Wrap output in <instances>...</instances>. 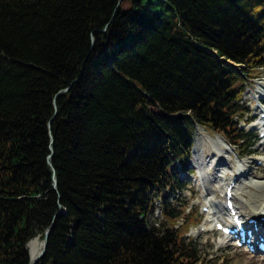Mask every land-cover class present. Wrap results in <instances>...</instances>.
<instances>
[{"label":"trees","instance_id":"trees-1","mask_svg":"<svg viewBox=\"0 0 264 264\" xmlns=\"http://www.w3.org/2000/svg\"><path fill=\"white\" fill-rule=\"evenodd\" d=\"M260 72L264 0H0V264H203L179 172L196 126L252 152Z\"/></svg>","mask_w":264,"mask_h":264},{"label":"rangeland","instance_id":"rangeland-1","mask_svg":"<svg viewBox=\"0 0 264 264\" xmlns=\"http://www.w3.org/2000/svg\"><path fill=\"white\" fill-rule=\"evenodd\" d=\"M261 75L260 79L254 80V81H248L247 82V88L246 91L243 94V97L241 99L242 103L244 102L245 107L249 110L248 117H253L254 119L258 118V111H256V107L258 106V91H259V84L264 83V74L260 73L256 76ZM261 94H264L263 92H260ZM250 126L245 125L243 122L239 124V128H242L245 132L248 131ZM200 129V128H197ZM204 133L208 134L211 139L215 140L217 139V136L215 133L200 129ZM196 133V131H195ZM194 133V136H195ZM255 134L254 138V145L252 147V151L254 152L251 156L245 157L243 159H238L236 156V153L233 151L232 148H230L229 153H221L218 155V158L224 159L226 163H228L231 166V169L227 172V177H231L233 173L236 175L237 168L240 165L245 164L243 166L244 169L247 171L250 170V179L264 182V168L256 165V161H258V157L264 156L263 153H255L258 151V146L261 141V139L258 137L259 131H253ZM220 137V136H219ZM209 138V139H210ZM194 141V137H193ZM214 143H211L213 146ZM222 144V142H220ZM202 145H204L202 143ZM194 146V142H193ZM192 146V150H193ZM219 148V146H218ZM244 149V148H243ZM260 150H264V147H260ZM200 157L207 156L210 154V148L208 146H203V149L199 152ZM193 166H196V163L194 161V155L192 151L191 156V162L189 164V167L192 169V173L188 177H184L182 174V180L184 183H186L187 191L184 192L182 195H180L178 200V207L181 208H191V213L188 216V221H193V227L190 228L187 235H190V239L193 240L197 245L198 249L200 250L201 257L205 259V264H242L245 260L244 258L248 257V255H244L240 250L234 249L233 247L230 248H222L219 247V238L218 233L214 232H206L201 233L199 231L201 226L206 225V216L202 213L201 208L205 204L204 196L205 193L202 189H199L195 185V180L197 178V170L193 168ZM211 188L215 191V194L213 195V199L215 201H218L220 204L223 202V189H219L217 187V184L210 183ZM238 197V196H237ZM157 202V209L155 210L153 217L151 218V221H156V223L163 222L164 219L161 215L160 209L158 207ZM183 205V207H182ZM186 235V236H187ZM34 242L31 243L32 253L30 252V255L32 258H34L41 250L42 248V241H40L39 238H36ZM258 258H262L264 260V256H258ZM254 264H258L257 262H254Z\"/></svg>","mask_w":264,"mask_h":264},{"label":"bare ground","instance_id":"bare-ground-1","mask_svg":"<svg viewBox=\"0 0 264 264\" xmlns=\"http://www.w3.org/2000/svg\"><path fill=\"white\" fill-rule=\"evenodd\" d=\"M259 91H264V83L259 84ZM259 99L262 98V95L258 96ZM264 98V97H263ZM258 129V128H256ZM263 130H260L262 132ZM210 136L204 133L202 130L197 129L194 136V146H193V155L194 161L196 163L198 175L195 180V185L202 189L205 193L204 206H207L208 209L214 214L221 217L222 209L221 205L218 201L213 199V195L215 191L211 188L210 183L217 184V187L222 190L224 185L226 184L227 170L231 169V166L226 163L221 158L218 159V154L220 153H228L230 151L228 145L223 141V139L217 136V139H209ZM222 142V144H220ZM202 143L204 145H202ZM211 143H214L213 146ZM203 146H208L210 148V154H208L204 160L199 159V152L203 149ZM219 146V148H218ZM264 146V138L261 139L259 143V148ZM255 153H263L264 150H260ZM257 160L262 161L264 167V156L258 157ZM245 164L240 165L237 168L236 173L237 181H235V204L239 206V214L246 216L247 218L258 220L264 215V182L251 180L250 179V170L248 171L243 168ZM232 175H235L234 173ZM233 178L231 176L229 181H232ZM238 196V197H237ZM209 214L206 216L208 219ZM206 230H210L209 225H204ZM262 228H264V224H262ZM37 239H34L29 242L28 247L30 252L32 253L31 243ZM223 244V241L219 242ZM42 245V243H41ZM242 264H254L257 260H259L258 264H264V261H260V259L253 258L252 256H248L244 258Z\"/></svg>","mask_w":264,"mask_h":264},{"label":"water","instance_id":"water-1","mask_svg":"<svg viewBox=\"0 0 264 264\" xmlns=\"http://www.w3.org/2000/svg\"><path fill=\"white\" fill-rule=\"evenodd\" d=\"M60 212L62 213L63 211H60ZM51 228H52V226H50V227L45 231V233H44V238H43L42 248H41L40 252H39L34 258H32V257L30 258V262H29V264H36V263L40 260V258L43 256V254L45 253V250H46V244H47V238H48V236H49V234H50Z\"/></svg>","mask_w":264,"mask_h":264}]
</instances>
